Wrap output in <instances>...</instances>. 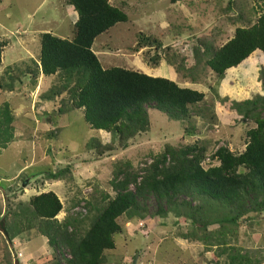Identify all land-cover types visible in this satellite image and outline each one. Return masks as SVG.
<instances>
[{
	"label": "rangeland",
	"instance_id": "374dc122",
	"mask_svg": "<svg viewBox=\"0 0 264 264\" xmlns=\"http://www.w3.org/2000/svg\"><path fill=\"white\" fill-rule=\"evenodd\" d=\"M108 1L127 20L95 38L92 50L101 66L167 78L202 92L203 99L189 105L184 119L147 107V127L122 148L115 128L89 127L73 106L71 84L62 89L61 74L31 82L28 71L39 68L36 36L51 32L71 39L77 20L72 6L66 0H0V41H7L0 82L10 80L5 71L14 67L13 89H0V106L7 102L12 114L11 139L0 144V220L9 237L0 230V264H68L67 249H54L41 233L43 220L29 203L33 196L53 192L61 204L56 225L83 236L116 195L110 182L125 162L140 172L166 146L196 143L205 149L200 164L207 169L219 164L218 147L243 152L246 132L264 117V53L253 51L221 75L204 55L205 46L218 48L236 28L252 26L264 13V0ZM247 100H257V110L245 115ZM66 165L70 173L48 176ZM140 203L142 216L116 219L114 247L103 250L100 264H264V210L241 215L240 205L179 196L170 207L163 203L160 215L154 196Z\"/></svg>",
	"mask_w": 264,
	"mask_h": 264
},
{
	"label": "trees",
	"instance_id": "16d2710c",
	"mask_svg": "<svg viewBox=\"0 0 264 264\" xmlns=\"http://www.w3.org/2000/svg\"><path fill=\"white\" fill-rule=\"evenodd\" d=\"M172 2L178 0H171ZM77 13L75 33L71 39L61 38L51 32L38 34V73L50 76L58 72L64 79L63 90L69 84L73 90L74 108L81 109L83 118L92 129L115 128L119 140L127 146L126 139L144 131L148 125L147 107L166 113L173 119H184L189 105L200 102L203 93L181 87L167 78L150 76L138 71L113 66L103 68L92 50L95 38L118 22L127 20L126 13L108 0H66ZM7 41H0L1 53ZM264 53V13L248 28H236L234 36L218 48L204 47L207 66L217 75L238 65L253 51ZM17 67V66H16ZM5 71L9 81L0 82L1 90H12V70ZM40 70V71H39ZM10 72V73H9ZM35 83L38 73L28 71ZM19 79V78H18ZM257 100H247L245 115L256 111ZM251 105V107H249ZM264 108V104H261ZM12 114L7 102L0 106V144L11 139ZM256 127L246 132L248 142L243 152L233 154L226 147H218L214 157L219 164L204 169L201 160L205 149L196 143L166 150L151 164L134 171L128 162L116 170L111 186L116 195L110 199L93 218L83 236L56 225L54 216L61 209L57 196L49 191L35 195L30 200L35 215L43 220L41 233L48 237L54 249H67L68 264H100L103 250L114 247L113 234L120 229L116 219L126 214L129 217L145 212L140 203L148 196L158 200L156 212L165 214L163 203L170 207L179 196H202L240 205V214L264 210V117L255 118ZM247 169L238 172V167ZM66 165L50 178H60L70 173ZM107 198V194H103ZM141 210V211H140ZM0 220V230L8 237V229ZM48 264H60L54 260Z\"/></svg>",
	"mask_w": 264,
	"mask_h": 264
},
{
	"label": "crops",
	"instance_id": "0c3cea01",
	"mask_svg": "<svg viewBox=\"0 0 264 264\" xmlns=\"http://www.w3.org/2000/svg\"><path fill=\"white\" fill-rule=\"evenodd\" d=\"M73 8V7H72ZM74 13H75V15H77V13H76V11H74ZM60 37V36H59ZM61 38H63V37H61ZM38 55H39V51H38ZM40 71V70H39ZM51 76V75H50ZM38 77H42L41 78V80L43 79V78H48L49 76H45V75H43L42 74V72L40 71L39 73H38Z\"/></svg>",
	"mask_w": 264,
	"mask_h": 264
},
{
	"label": "clouds",
	"instance_id": "9594fccd",
	"mask_svg": "<svg viewBox=\"0 0 264 264\" xmlns=\"http://www.w3.org/2000/svg\"><path fill=\"white\" fill-rule=\"evenodd\" d=\"M73 11H75V10H73ZM90 127V126H89ZM98 130H100V129H98Z\"/></svg>",
	"mask_w": 264,
	"mask_h": 264
}]
</instances>
